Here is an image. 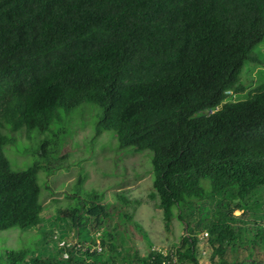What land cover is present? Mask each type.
<instances>
[{"label": "trees", "instance_id": "16d2710c", "mask_svg": "<svg viewBox=\"0 0 264 264\" xmlns=\"http://www.w3.org/2000/svg\"><path fill=\"white\" fill-rule=\"evenodd\" d=\"M263 39L264 0H0V230H39L0 264H200L199 231L210 264L264 261V68L240 80ZM84 102L98 106L86 149L112 130L118 149L152 152L148 198L165 229L183 223L168 250H118L98 190L57 209L63 234L43 230L38 173L64 166L62 112ZM17 132L34 145L23 168L3 151Z\"/></svg>", "mask_w": 264, "mask_h": 264}, {"label": "rangeland", "instance_id": "374dc122", "mask_svg": "<svg viewBox=\"0 0 264 264\" xmlns=\"http://www.w3.org/2000/svg\"><path fill=\"white\" fill-rule=\"evenodd\" d=\"M251 53L254 54L255 58L258 57L263 61L260 60L254 67L253 62L250 60L244 63L242 69L253 67L251 71H243L240 77L243 85H246L245 91L255 81V79L247 80V75L256 78L257 71L264 68V39L256 45ZM243 95L242 92L237 94L240 97H243ZM96 110L98 111L97 105L84 102L72 110L68 114L69 117L65 112H62L64 123L68 128L66 133H69L66 135L59 152L60 155H66L64 166L60 169L55 168L56 170L50 169L49 174L43 171L38 173L39 183L42 186L40 201L43 206L41 212L43 230H56L57 233L63 234V228H53L49 225L52 220L58 218L57 209L65 210L67 205L72 202V196L75 194L74 203H79L78 197L83 199L86 192L98 190L103 193L99 202L106 205L107 214V217L102 221L103 224L100 225L99 231L104 225L107 230L113 233L118 250L121 249L123 252L127 250L130 252L128 255L134 253L130 250V247H134V251H138L140 255L146 254L149 249L168 250L174 241H178L183 232V223L173 218L170 229H165L161 209L155 205L156 200L148 198V192L152 189V175L150 172L152 152L149 149L130 150L134 149L133 147L118 149V143L112 130L103 131L95 138L94 147L86 149V144L90 143L91 135L94 134ZM53 125L59 126L56 123H53ZM22 133H15V140L18 141L11 143L9 140L3 147L12 168L26 167L34 159L31 152L34 145L23 143L26 142V137ZM39 135L43 138L50 135V133H39ZM62 136L63 133H60L58 143H60ZM79 158L84 159L81 161ZM61 159L64 160L63 157ZM78 172L85 174V179L79 190H76L74 182H76ZM259 191L264 194L263 188H260ZM121 193L126 196L129 202L118 196ZM240 213V210L234 211L236 215ZM73 230L76 231V229ZM73 230L69 228L65 231L66 235L64 237L67 243L79 247L80 243L77 241L76 234H73ZM38 233L39 230L36 228L30 230L11 227L0 230V256L6 250L25 246L34 238L35 235L33 234ZM93 234L92 228L87 226L82 228L83 239L86 240L83 241L84 244H88L89 241L93 240ZM197 236L199 238L200 264H210L209 254L211 249L206 243L207 235L199 231ZM76 254L78 256L80 253ZM60 256H63V254H60ZM131 259L133 260V258ZM258 264H264V261H260Z\"/></svg>", "mask_w": 264, "mask_h": 264}, {"label": "built area", "instance_id": "2783aa9c", "mask_svg": "<svg viewBox=\"0 0 264 264\" xmlns=\"http://www.w3.org/2000/svg\"><path fill=\"white\" fill-rule=\"evenodd\" d=\"M206 234V232H204Z\"/></svg>", "mask_w": 264, "mask_h": 264}]
</instances>
